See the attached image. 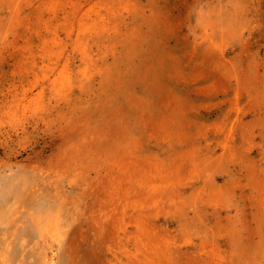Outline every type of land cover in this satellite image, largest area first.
Wrapping results in <instances>:
<instances>
[{
  "label": "rangeland",
  "instance_id": "1",
  "mask_svg": "<svg viewBox=\"0 0 264 264\" xmlns=\"http://www.w3.org/2000/svg\"><path fill=\"white\" fill-rule=\"evenodd\" d=\"M0 264H264V0H0Z\"/></svg>",
  "mask_w": 264,
  "mask_h": 264
},
{
  "label": "bare ground",
  "instance_id": "2",
  "mask_svg": "<svg viewBox=\"0 0 264 264\" xmlns=\"http://www.w3.org/2000/svg\"><path fill=\"white\" fill-rule=\"evenodd\" d=\"M97 199V198H96ZM126 200V199H125ZM123 201V197H121V196H117L115 199H113L112 201H111V204L113 205V207L114 208H117V207H119V206H121L122 204H121V202ZM132 201V200H131ZM132 203V202H131ZM114 211V210H113ZM125 214V213H124ZM121 215V214H120ZM108 222V221H107ZM121 223L123 224V222L121 221ZM106 225V224H105ZM102 226V225H101ZM80 229V228H79ZM80 232V231H79ZM128 234V233H127ZM134 244H133V246L136 244L135 242H133ZM122 246V245H121ZM136 246H137V244H136ZM137 248V247H136ZM119 249H120V247H119ZM121 251H122V249H121ZM130 256V255H129ZM131 257V256H130ZM129 258V257H128ZM132 260V259H131Z\"/></svg>",
  "mask_w": 264,
  "mask_h": 264
}]
</instances>
